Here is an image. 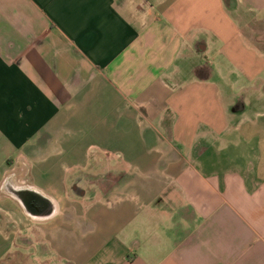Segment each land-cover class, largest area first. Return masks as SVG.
<instances>
[{
	"label": "crops",
	"instance_id": "0c3cea01",
	"mask_svg": "<svg viewBox=\"0 0 264 264\" xmlns=\"http://www.w3.org/2000/svg\"><path fill=\"white\" fill-rule=\"evenodd\" d=\"M26 248L264 264V0H0V264Z\"/></svg>",
	"mask_w": 264,
	"mask_h": 264
},
{
	"label": "rangeland",
	"instance_id": "374dc122",
	"mask_svg": "<svg viewBox=\"0 0 264 264\" xmlns=\"http://www.w3.org/2000/svg\"><path fill=\"white\" fill-rule=\"evenodd\" d=\"M85 155L87 153V156H91L92 158L95 157V149L90 147V148H86L85 151H84ZM65 154V153H63ZM83 154V153H81ZM113 153L111 152H108V155H111L112 156ZM59 159H62L61 157H59ZM117 159V158H115ZM33 249V248H32ZM32 249L30 248H26V249H15L11 252H9L8 254H6V256L9 258V262L8 264H25V262L27 263H34L35 262V259H28L27 257L28 256H31L32 254L29 253L32 251ZM52 264V263H51Z\"/></svg>",
	"mask_w": 264,
	"mask_h": 264
}]
</instances>
